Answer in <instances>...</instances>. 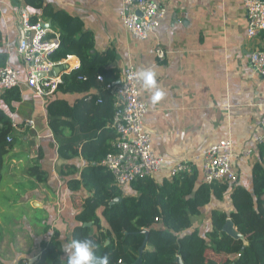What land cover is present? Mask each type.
I'll return each mask as SVG.
<instances>
[{"label":"crops","instance_id":"1","mask_svg":"<svg viewBox=\"0 0 264 264\" xmlns=\"http://www.w3.org/2000/svg\"><path fill=\"white\" fill-rule=\"evenodd\" d=\"M44 1L56 13L78 18L82 29L94 35L97 52H115L113 65L120 69V78L129 65L156 72L164 97L153 103L155 90L144 89L142 82L139 89L150 106L144 119L145 129L152 136L154 153L164 159L162 172L154 178L157 183L171 180L170 170L181 161L199 171L201 183L210 146L231 139L239 173L237 185L253 191V168L261 160L258 139L262 134L264 78L251 66L250 55L255 49L264 48V33L248 37L243 0H154L167 8V14L148 40H137L125 27L121 19L123 0ZM21 8L31 14L36 12L25 0H0V54L6 57L5 65L21 72L22 95L10 109L2 99L5 89L0 84V108L10 114L15 124L14 147L6 156L0 185V264H19L21 260L31 264L39 258L42 244L53 238L60 241L63 250L73 239L75 228L81 225L78 215L84 201L94 192L82 184L81 178L83 171L95 163L81 154L65 158L59 152L60 141L78 143L84 134L76 124L58 137L50 127L47 111L52 99L63 98L74 104L85 94L56 90L42 97L27 85V72L17 52ZM158 44L167 52L164 59L156 55ZM79 65L80 59L70 56L60 64L64 69L53 74L60 77ZM248 149L253 152L245 153ZM36 161L47 172L46 181L29 175V168ZM72 180L81 181L80 185L72 188ZM233 185L236 184L230 186L224 199L212 197L201 214L193 217V228L200 234L206 235L212 228L214 210L230 216L234 210ZM121 190L125 196L138 194L132 184ZM87 224L90 225L84 223L93 226L92 222ZM208 254L215 256L211 250ZM66 255L63 250L64 262Z\"/></svg>","mask_w":264,"mask_h":264},{"label":"trees","instance_id":"2","mask_svg":"<svg viewBox=\"0 0 264 264\" xmlns=\"http://www.w3.org/2000/svg\"><path fill=\"white\" fill-rule=\"evenodd\" d=\"M25 1L36 11L31 16L34 23L52 21L55 26V33L48 37L57 34L60 46L52 60L63 62L70 56L80 59L79 66L62 73L57 91L85 96L74 104L63 98L52 99L47 104L49 124L58 137L76 124L85 136L78 143L60 141V155L71 158L81 154L95 163L82 174V184L94 192L83 203L78 215L81 225L75 228L73 239H94L98 245L96 255L107 254L110 264H134L146 238L145 230H148V241L143 251L144 264H179L178 257L185 264H264V143L259 147L261 160L253 168V191L233 185L234 210L230 216L214 210L212 228L206 235L193 228V217L201 214L202 207L208 205L212 197L224 199L231 186L228 182L198 183L199 171L193 166V172L181 173L162 184L151 177L139 179L131 183L137 196H125L102 164L114 151L118 137L116 130L108 126L115 110L113 95L107 86L116 83L121 75L120 69L113 65L115 52L111 49L97 52L94 35L82 29L78 18L65 12L56 13L44 0ZM5 59L0 54V68L5 66ZM99 76L103 77L102 81ZM94 89L98 92H93ZM21 98L19 87L5 89L2 93V99L10 109ZM13 134V119L0 108V185L4 179L6 156L14 147ZM9 136L13 141L7 140ZM29 175L40 182L48 177L39 161L30 166ZM80 182L72 180L70 186L77 188ZM118 198L121 199L117 201ZM228 217L247 243L224 231ZM88 222L93 226L84 225ZM210 250L215 256H209ZM62 253L60 241L53 238L42 244L39 258L31 264H67L61 259Z\"/></svg>","mask_w":264,"mask_h":264},{"label":"built area","instance_id":"3","mask_svg":"<svg viewBox=\"0 0 264 264\" xmlns=\"http://www.w3.org/2000/svg\"><path fill=\"white\" fill-rule=\"evenodd\" d=\"M243 2L248 20V37H257L264 33V0ZM122 3V22L137 40H148L167 14V8L154 0H123ZM31 16L28 9L19 10L17 52L27 72V85L37 95L46 97L52 95L62 82L61 76L50 75L62 63L52 60V55L60 46V38L57 34L48 37L55 31L42 27L41 20L34 23ZM155 52L159 59H164L167 54L161 44L156 46ZM250 63L255 72L264 78V48L252 51ZM137 71L134 65H129L123 69L122 76L116 83L107 86L113 95L115 110L111 126L118 137L114 143V151L104 158L102 164L111 172L115 184L120 188L146 177L154 179L162 172L164 165V159L154 153L152 136L144 126L150 106L140 93L141 82L134 75ZM20 73L6 64L0 68V84L4 89L19 87ZM98 79L102 81L103 77L99 76ZM260 122L262 134L258 144L264 143V109ZM7 140L11 142L12 137L9 136ZM252 152V149H248L245 153ZM234 157V144L231 139H223L211 145L204 159L203 181L208 184H237L239 173L233 161ZM185 172H193V166L181 161L170 170L169 176L173 179Z\"/></svg>","mask_w":264,"mask_h":264},{"label":"clouds","instance_id":"4","mask_svg":"<svg viewBox=\"0 0 264 264\" xmlns=\"http://www.w3.org/2000/svg\"><path fill=\"white\" fill-rule=\"evenodd\" d=\"M135 78L142 82V87L146 90H155L151 99L153 103L159 102L165 95L164 91L158 87L156 72L153 69H140L135 74ZM98 245L92 238L72 239L63 246L67 264H110L109 256L96 255Z\"/></svg>","mask_w":264,"mask_h":264},{"label":"water","instance_id":"5","mask_svg":"<svg viewBox=\"0 0 264 264\" xmlns=\"http://www.w3.org/2000/svg\"><path fill=\"white\" fill-rule=\"evenodd\" d=\"M41 23H42V27L48 28V29H52V22L51 21H48V22L42 21ZM63 69H64V66H57L56 68H54V70L51 72L50 75L55 76L53 74L54 71L57 72V71H61ZM120 199L121 198H118L117 201H119ZM86 225H90V224L86 223ZM224 231L227 232L229 235H231L233 238H235V239H243L247 243V241L244 238V235L236 228L235 223L233 222L232 218H228L227 219V222H226V224L224 226ZM144 233L146 234V238H145L142 246L140 247V255H139V257L137 258V260L135 261L134 264H144L143 263V251H144V248L147 245V241H148V236H147L148 230H145ZM177 262L179 264H185L183 262V260L181 259V257L177 258Z\"/></svg>","mask_w":264,"mask_h":264}]
</instances>
